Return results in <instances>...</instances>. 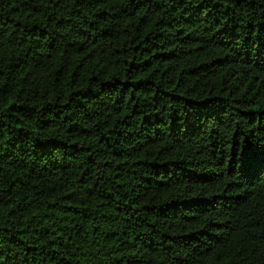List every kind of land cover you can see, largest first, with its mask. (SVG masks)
Listing matches in <instances>:
<instances>
[{"label":"trees","instance_id":"16d2710c","mask_svg":"<svg viewBox=\"0 0 264 264\" xmlns=\"http://www.w3.org/2000/svg\"><path fill=\"white\" fill-rule=\"evenodd\" d=\"M0 264H264V0H0Z\"/></svg>","mask_w":264,"mask_h":264}]
</instances>
